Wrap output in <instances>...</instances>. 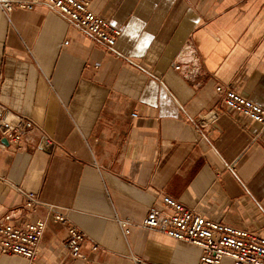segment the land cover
Returning <instances> with one entry per match:
<instances>
[{
  "label": "crops",
  "instance_id": "obj_1",
  "mask_svg": "<svg viewBox=\"0 0 264 264\" xmlns=\"http://www.w3.org/2000/svg\"><path fill=\"white\" fill-rule=\"evenodd\" d=\"M89 2L121 31L117 57L57 10L0 12V106L39 127L21 148L0 134V218H44L45 206L23 217L31 192L84 234L73 259L66 228L48 221L39 264H198L200 248L139 228L162 196L263 235L264 128L225 110L215 88L264 108V0ZM193 58L191 77L173 69Z\"/></svg>",
  "mask_w": 264,
  "mask_h": 264
},
{
  "label": "built area",
  "instance_id": "obj_2",
  "mask_svg": "<svg viewBox=\"0 0 264 264\" xmlns=\"http://www.w3.org/2000/svg\"><path fill=\"white\" fill-rule=\"evenodd\" d=\"M42 5L66 15L80 30L87 32L110 50L112 56L118 54L114 50L121 31L90 11L89 0H0V12L6 17L16 9L32 10ZM191 64L181 66L174 64V70H184L186 77L197 73ZM215 91L220 97L225 110L236 113L264 128V108L245 99L228 87L216 86ZM132 118L137 114L132 113ZM219 113L210 112L200 122L212 124ZM39 127L30 119L9 111L0 106V134L9 145L21 148L25 136ZM48 144L51 141L44 136ZM0 146H3L0 144ZM23 217L36 213L38 207L45 206L46 215L35 221L14 222V215L6 214L0 218V255L19 256L26 264H39L38 248L47 228L48 221H53L66 228L64 249L73 259H84L80 252L84 234L76 227L68 224L65 216L53 205H45L39 197L31 192H23ZM121 234H129L131 224L116 219ZM139 228L156 232L175 241L194 245L201 250L198 264H220L222 259L229 258L233 264H264V234L236 229L207 218L196 211L186 208L169 196H162L158 205L152 206L146 213ZM92 250H96L95 247ZM134 264L140 260L132 257Z\"/></svg>",
  "mask_w": 264,
  "mask_h": 264
},
{
  "label": "water",
  "instance_id": "obj_3",
  "mask_svg": "<svg viewBox=\"0 0 264 264\" xmlns=\"http://www.w3.org/2000/svg\"><path fill=\"white\" fill-rule=\"evenodd\" d=\"M3 143H4V144H7V140L4 139V140H3ZM39 148H40L41 150L46 151V152L49 153L50 151H52V149H53V145L48 144L47 141H46V139L44 138V139L41 140L40 145H39Z\"/></svg>",
  "mask_w": 264,
  "mask_h": 264
}]
</instances>
